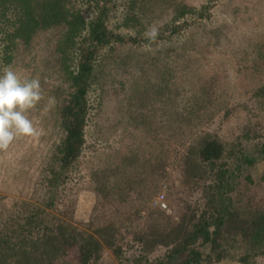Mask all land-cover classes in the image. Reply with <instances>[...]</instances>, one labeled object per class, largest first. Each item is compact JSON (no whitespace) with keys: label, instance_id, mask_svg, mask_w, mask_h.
Here are the masks:
<instances>
[{"label":"trees","instance_id":"1","mask_svg":"<svg viewBox=\"0 0 264 264\" xmlns=\"http://www.w3.org/2000/svg\"><path fill=\"white\" fill-rule=\"evenodd\" d=\"M177 1L0 0V74L22 58L28 44L45 39L60 99V135L46 166L27 198H12L0 212V264H104L106 249L122 264H214L224 259L261 264L264 204L250 185L234 180L244 168L228 166L219 133L203 131L183 155V180L168 186L178 210L148 208L142 205L158 192L167 149L160 137L157 154L146 156L152 143L144 146L142 139L158 141L155 129L175 123L182 113L161 124L144 111L145 102L164 101L156 81L148 94L147 82L141 81L140 92L127 104L117 101L111 107L106 98V84L119 82L120 70L128 64L137 67L141 61L162 68L172 54L185 71L207 45L219 49L225 40L232 48L228 32L238 27L237 16L261 18L257 6L249 9L238 0H203L185 16L171 15L170 24L161 13ZM152 27L158 29L154 41L146 36ZM175 35L181 37L177 44ZM258 50L264 54V48ZM166 73L162 68L160 75L170 81ZM256 92L264 106V82ZM124 135L133 142L121 152L112 138L125 145ZM89 146L99 150L96 161L87 160L95 203L84 229L67 218ZM254 147L258 156L242 153L239 160L252 166L257 157L264 159V140ZM242 179L254 183L250 172Z\"/></svg>","mask_w":264,"mask_h":264},{"label":"rangeland","instance_id":"2","mask_svg":"<svg viewBox=\"0 0 264 264\" xmlns=\"http://www.w3.org/2000/svg\"><path fill=\"white\" fill-rule=\"evenodd\" d=\"M202 1L178 0L174 5H166L161 15L171 24L169 19L171 15L185 16L189 10L197 8ZM237 3L248 6L249 9L257 6L261 18L241 20L239 16L236 17V22L240 21L236 25L234 22V25L238 27L228 32L234 42L231 49L225 45V40L219 49L213 46L211 50L207 45L197 54L195 61H190L185 71L181 70L179 59L170 54L162 67L166 69L165 75L171 76L170 81H166L160 75L162 68H156L155 65L149 67L146 63L138 61L139 66L128 64V68L120 70L119 82L106 84L108 90L106 98L112 107L117 101L129 103L132 97L140 92L141 81L147 82L146 94L156 81V86H162L160 90L164 91V101H147L142 104L146 106L144 111L153 119H158L161 124L166 120H174L175 113L179 111L182 113L177 115L175 123L170 121L168 125L165 122L163 127L155 129L159 142L153 138L142 139L144 146L152 143L149 146L150 153L146 156L154 157L157 154L160 149V137L164 148L167 149L166 159L162 164L164 175L161 181H157L158 192L142 206L153 207L165 213L178 210L179 204L172 200L174 198L170 195L168 186L179 184L183 180V155L193 140L205 130L219 133L224 143L223 156L228 166L235 168L238 163L244 168L242 175H237V179L235 177L234 180L239 179L240 184L250 185L251 192L264 204L262 176L264 159L257 157L252 166L239 160L243 156L242 153L258 156L253 151L254 146L264 140V106L259 105L260 99L263 98L256 94V88L264 82V54H260L258 50L264 48V0H238ZM216 5L222 6V3ZM162 17L160 16L158 20L161 21ZM155 24L152 22V25ZM164 28L165 26L161 27V32ZM185 30L190 32V29ZM175 38L178 39L176 44L180 42V36L175 35ZM43 41L45 39L28 44L22 52V58L8 66L22 79L38 78L44 98L28 113L39 134L34 137H17L6 151H0V212L12 198H27L41 170L47 164L53 145L59 139L60 99L59 90H56L58 79L51 63V45L48 41ZM135 48V46L131 47L132 50ZM234 49L238 50L234 51ZM177 51L179 53V50ZM161 80L162 84L157 85ZM199 86H203L204 90L197 89ZM49 97H54L56 101L52 107H48ZM130 105L134 107L133 104ZM226 110L228 111L225 112ZM112 139L115 140L114 144L120 147L121 152L133 142L127 135L124 137L125 145L115 137ZM86 150L87 158L82 159L83 176L78 179L74 210L72 216L67 218L69 222L84 229L92 218L95 203L94 183L85 173L88 171L87 160L90 162L97 160L99 147L96 146L94 149L93 146H89ZM248 172L253 176V184H248L242 179ZM160 192L164 195L166 208L159 207L153 202ZM106 252L104 264H122L113 258L107 249ZM260 262L264 264V259ZM240 263L234 261L232 264Z\"/></svg>","mask_w":264,"mask_h":264},{"label":"clouds","instance_id":"3","mask_svg":"<svg viewBox=\"0 0 264 264\" xmlns=\"http://www.w3.org/2000/svg\"><path fill=\"white\" fill-rule=\"evenodd\" d=\"M158 29L152 27L146 36L154 41ZM44 98L38 78L22 79L10 67L0 74V151H6L17 137H34L39 133L29 118V111ZM56 103L48 98V107Z\"/></svg>","mask_w":264,"mask_h":264},{"label":"built area","instance_id":"4","mask_svg":"<svg viewBox=\"0 0 264 264\" xmlns=\"http://www.w3.org/2000/svg\"><path fill=\"white\" fill-rule=\"evenodd\" d=\"M154 204L159 206V207H162V208H166L167 207V203L165 201V198H164V195L162 192L158 193L154 200H153Z\"/></svg>","mask_w":264,"mask_h":264},{"label":"crops","instance_id":"5","mask_svg":"<svg viewBox=\"0 0 264 264\" xmlns=\"http://www.w3.org/2000/svg\"><path fill=\"white\" fill-rule=\"evenodd\" d=\"M220 262H222V263H227V264H232L234 261H232V260H226V259H224V260H221V261H218V262H215V263H220ZM240 264H252V263H240Z\"/></svg>","mask_w":264,"mask_h":264}]
</instances>
